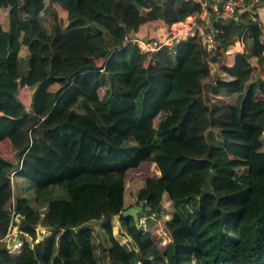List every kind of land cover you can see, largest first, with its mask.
<instances>
[{
    "label": "trees",
    "instance_id": "obj_1",
    "mask_svg": "<svg viewBox=\"0 0 264 264\" xmlns=\"http://www.w3.org/2000/svg\"><path fill=\"white\" fill-rule=\"evenodd\" d=\"M50 5L60 18L48 32L40 16ZM1 9L0 238L14 170L15 182L32 181L36 200L53 186L67 195L37 206L17 197L21 235L34 239L38 226L50 233L33 247L0 246V264H264L256 6L221 24L210 57L195 37L163 46L148 64L126 36L152 37L150 27L140 32L147 26L155 36L160 25L200 12L198 3L0 0ZM245 29L250 49L231 62L226 49ZM23 86L36 87L29 108ZM132 205L142 209L124 215ZM91 221L103 222V238Z\"/></svg>",
    "mask_w": 264,
    "mask_h": 264
},
{
    "label": "built area",
    "instance_id": "obj_2",
    "mask_svg": "<svg viewBox=\"0 0 264 264\" xmlns=\"http://www.w3.org/2000/svg\"><path fill=\"white\" fill-rule=\"evenodd\" d=\"M198 3L201 6V11L193 14L188 19L177 20L171 24L160 25L158 27V34L152 37H139L136 35H127L126 42L135 43L145 53L147 58L145 63L148 64L155 53L159 51L163 46H175L183 40L189 38L199 37L202 40L204 48L208 57H210L217 48L219 35L223 32L221 24L224 21L232 18L237 8L249 7L254 5L258 0H190ZM220 11L219 16H216L212 20L205 16V12L209 9V6ZM222 17V20L219 18ZM237 42L231 43L226 52L228 54L237 53L239 49ZM18 170V169H17ZM14 170L11 174V181L13 185V196L8 204V210L10 212L9 225L7 232L0 238V246H14L19 245L23 240L29 241L30 247L38 244L41 239L50 233V230L46 228L42 229V233L37 227V235L34 239L31 237H23L21 235V224L25 218V215L17 208V198L15 197L14 188L17 182L14 181L13 176L17 171Z\"/></svg>",
    "mask_w": 264,
    "mask_h": 264
},
{
    "label": "rangeland",
    "instance_id": "obj_3",
    "mask_svg": "<svg viewBox=\"0 0 264 264\" xmlns=\"http://www.w3.org/2000/svg\"><path fill=\"white\" fill-rule=\"evenodd\" d=\"M47 4H48V1H47ZM49 8L50 9L47 12H45L41 15V20H42L43 24L46 26V28L50 30L54 25L59 23L60 13H59L58 8L55 5H50ZM7 13H8V9H1L0 16H1L2 21L4 20V18H6L8 16ZM7 19H8V17H7ZM3 24H5V21H3ZM249 37H250L249 35H245V37L243 38L245 40V44H246L247 48L250 46V45L248 46V44H251V38H249ZM32 89L33 88H31L29 86H23V87H21V89L19 91V97L25 103L27 108L30 107V104L32 101V94L34 93V92H32ZM102 93H103V91H102ZM91 113H93V112H91ZM164 116H165V113H161V115L158 117V119L163 118ZM127 145H129V143ZM128 154H130V153H128ZM14 192H15L16 198L18 196L29 197L31 203L34 206L39 205L42 200L48 199L49 196L50 197L51 196L52 197H62V196L67 195L66 188H64L62 186H53L52 192L49 196H42V197H40L39 200H36V199H34L32 181L30 179H27V178L16 183L15 188H14ZM142 216H147V214H143ZM141 220H142L141 217L138 218V220H137V223L139 225L141 224ZM87 226L90 227L94 231V234L96 235L97 239L103 238L102 237V234H103V222L102 221H91L87 224ZM124 240L125 239L123 238L122 241H124ZM100 256H102V255L100 254ZM101 260H102L103 264H107V261H104V259H101Z\"/></svg>",
    "mask_w": 264,
    "mask_h": 264
},
{
    "label": "crops",
    "instance_id": "obj_4",
    "mask_svg": "<svg viewBox=\"0 0 264 264\" xmlns=\"http://www.w3.org/2000/svg\"><path fill=\"white\" fill-rule=\"evenodd\" d=\"M256 6V10H257V12H258V18H257V21L259 22V24L262 26V28H263V34H262V40L264 41V0H258L256 3H254V5H252V6H249V7H245V8H242V7H239V8H237L236 10H242V9H249L250 7H255ZM236 12V11H235ZM219 14H220V11H218V10H216L215 8H214V6H209V9L207 10V12H205V16H207V18L208 19H210V20H212L213 18H215L216 16H219ZM221 20H222V17H219ZM233 18H235V19H237L238 18V16H237V14L236 13H234V16H233ZM231 19V18H230ZM253 19L255 20L256 19V17H254L253 16ZM40 20H41V16H40ZM229 20V19H228ZM228 20H226V21H228ZM226 21H224V22H226ZM41 23L43 24V22H42V20H41ZM58 24V23H57ZM44 25V24H43ZM45 26V25H44ZM46 27V26H45ZM54 27V26H53ZM52 27V28H53ZM150 27V30L148 31V32H146V33H150V36H153L155 33H156V31H155V27H152V26H147V27H145V28H143L140 32H145L148 28ZM52 28L49 30V29H47L48 30V32H50L51 30H52ZM245 35H249L250 37L249 38H251V42H252V36H251V32L249 31V30H247V29H245V30H242V32L239 34V35H237L238 37L236 38V40L234 41V42H236L237 41V43H238V52H244V51H248L249 49H250V46L249 45H251V44H248V48L246 47V44H245V40L243 39L244 37H245ZM235 55V53H233V54H231V62H233V56ZM250 60H252V63L254 64V65H257V57L256 56H251V58H250ZM93 115L96 117V115L93 113ZM126 143L128 144H130V145H135V142L133 141V140H127L126 141Z\"/></svg>",
    "mask_w": 264,
    "mask_h": 264
},
{
    "label": "water",
    "instance_id": "obj_5",
    "mask_svg": "<svg viewBox=\"0 0 264 264\" xmlns=\"http://www.w3.org/2000/svg\"><path fill=\"white\" fill-rule=\"evenodd\" d=\"M35 89H36V87H34L32 89V92H34ZM149 208L150 207L147 206V209H149ZM141 209H142L141 205H132V206H129L128 208L124 209L123 214L124 215H127V214L136 215Z\"/></svg>",
    "mask_w": 264,
    "mask_h": 264
}]
</instances>
